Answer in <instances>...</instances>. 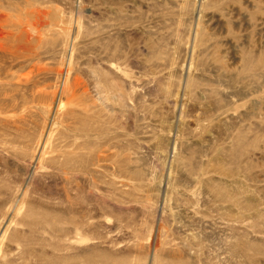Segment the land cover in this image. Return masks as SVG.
Listing matches in <instances>:
<instances>
[{"label":"rangeland","instance_id":"1","mask_svg":"<svg viewBox=\"0 0 264 264\" xmlns=\"http://www.w3.org/2000/svg\"><path fill=\"white\" fill-rule=\"evenodd\" d=\"M0 264H264V0H0Z\"/></svg>","mask_w":264,"mask_h":264},{"label":"bare ground","instance_id":"2","mask_svg":"<svg viewBox=\"0 0 264 264\" xmlns=\"http://www.w3.org/2000/svg\"><path fill=\"white\" fill-rule=\"evenodd\" d=\"M187 46H185V48H186ZM29 158H30V156H29Z\"/></svg>","mask_w":264,"mask_h":264}]
</instances>
